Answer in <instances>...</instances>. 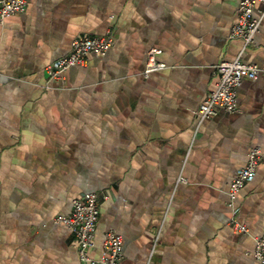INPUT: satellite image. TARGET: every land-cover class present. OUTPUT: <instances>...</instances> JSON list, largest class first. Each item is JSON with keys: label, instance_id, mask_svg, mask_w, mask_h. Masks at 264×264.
Returning <instances> with one entry per match:
<instances>
[{"label": "crops", "instance_id": "1", "mask_svg": "<svg viewBox=\"0 0 264 264\" xmlns=\"http://www.w3.org/2000/svg\"><path fill=\"white\" fill-rule=\"evenodd\" d=\"M238 2L28 0L0 24V264H82L56 217L93 191L96 257L115 230L119 264H261L264 162L237 199L247 235L230 224L228 188L250 148H264V72L243 79L238 111L194 113L220 61L264 67V16L245 49L230 37ZM108 32L105 54L50 80L46 66L77 35ZM153 47L167 66L145 76Z\"/></svg>", "mask_w": 264, "mask_h": 264}, {"label": "built area", "instance_id": "2", "mask_svg": "<svg viewBox=\"0 0 264 264\" xmlns=\"http://www.w3.org/2000/svg\"><path fill=\"white\" fill-rule=\"evenodd\" d=\"M258 1L239 0L238 2L237 20L231 28L230 37L242 39L244 49L254 41L262 23L264 11L259 16L255 14ZM27 6L28 0H0V24L14 14L25 12ZM114 42L113 32L104 35H77L72 40L70 52L50 63L45 70L50 80H63L70 67L85 65L90 53L105 54ZM159 52L160 49L157 47L150 49L143 72L145 76H150L151 73L167 66L166 63L157 60L156 55ZM262 72H264L263 66L243 62L239 58L220 61L216 65L218 75L216 87L206 94L194 113L204 119L216 115L219 109L228 112L238 111V88L243 79L245 77L256 79ZM261 162H264V148L255 145L248 152L246 164L234 175L229 184L228 205L232 210L230 224L237 233L242 235L249 234L250 230L239 218L238 195L241 189L255 178ZM180 180L185 178L181 176ZM99 218L100 195L93 191L74 198L71 212L60 214L56 217V221L67 224L72 230L82 264H119L124 257V244L122 235L115 230L106 232L101 255L96 257L91 254L95 247ZM254 256L259 263L264 264V233L255 237Z\"/></svg>", "mask_w": 264, "mask_h": 264}]
</instances>
